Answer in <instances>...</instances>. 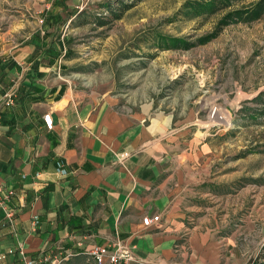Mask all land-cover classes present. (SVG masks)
<instances>
[{"label": "crops", "instance_id": "obj_1", "mask_svg": "<svg viewBox=\"0 0 264 264\" xmlns=\"http://www.w3.org/2000/svg\"><path fill=\"white\" fill-rule=\"evenodd\" d=\"M40 1L31 15L29 0H0V187L14 190L11 222L0 207L1 264L39 253L50 257L43 264H97L88 250L115 239L141 263L264 264L262 232L256 252L235 239L263 230L264 202L251 209L248 189H235L236 168L216 143L223 128L91 78L72 82L66 29L84 12Z\"/></svg>", "mask_w": 264, "mask_h": 264}, {"label": "rangeland", "instance_id": "obj_2", "mask_svg": "<svg viewBox=\"0 0 264 264\" xmlns=\"http://www.w3.org/2000/svg\"><path fill=\"white\" fill-rule=\"evenodd\" d=\"M119 1L133 3L70 0L69 11L81 8L84 13L66 29L74 58L69 67L77 78L110 87L114 90L110 94L121 91L126 100H154L163 110L190 109L201 124L214 131L223 128L221 139L215 135L216 143L225 144L226 160L236 168L235 189L243 184L250 201L246 206L256 210L264 202V116L252 118L247 113L264 109L256 100L264 94V2L261 7L257 4L261 0H233L231 8L191 18L185 12L192 0H136L128 10L120 9L119 19H112L106 4L119 8ZM39 3L44 1L29 0V14L39 13ZM252 6L256 11L251 18L234 19L216 37L199 41L227 11ZM96 17L111 21L100 26ZM77 78L72 82L85 80ZM262 229L253 226L238 232L239 249L256 252L264 225Z\"/></svg>", "mask_w": 264, "mask_h": 264}, {"label": "built area", "instance_id": "obj_3", "mask_svg": "<svg viewBox=\"0 0 264 264\" xmlns=\"http://www.w3.org/2000/svg\"><path fill=\"white\" fill-rule=\"evenodd\" d=\"M4 104L11 105L14 100L11 93H6L4 96ZM44 123L48 129L51 128V114L44 115ZM14 193L13 189L0 187V207L4 210V215L7 221H12L13 211L9 207V201ZM160 219L159 214L154 216H144L143 223L145 226L157 222ZM88 255L97 264H148L139 261L134 257L132 247L128 243L115 239L109 245H98L88 250ZM50 257L44 253H39L36 258H25V264H43L49 261ZM1 264V263H0Z\"/></svg>", "mask_w": 264, "mask_h": 264}, {"label": "trees", "instance_id": "obj_4", "mask_svg": "<svg viewBox=\"0 0 264 264\" xmlns=\"http://www.w3.org/2000/svg\"><path fill=\"white\" fill-rule=\"evenodd\" d=\"M136 0H133V3H125L124 1H119L120 7L119 8H112L110 7L109 4L107 5V10L109 11L110 15L112 16V19H119L121 17L122 11L120 9L128 10L132 5H134ZM232 1L233 0H192L188 2V7H190L189 11L185 12V15L189 17H193L198 15L199 13H205V12H211L213 13L214 11L218 9H228L231 8L232 6ZM121 2V3H120ZM263 0L258 2L257 4L260 5L261 7L263 6ZM256 6H252L251 8H237L236 10H229L226 13V16H224L222 19H219L217 27L205 35V37H202L199 39L201 43H206L210 38L216 37L221 30L223 29V26L231 23L232 21H236L234 19L237 18H242V16L247 15V19L251 18V13L255 12ZM102 16V15H101ZM98 21V25L103 26L107 24L111 19H108L107 17L105 18H100L96 17V22ZM169 45H173L172 43L168 42ZM175 43V42H173ZM50 51V50H49ZM256 100H261L262 105L264 107V94H259L256 97ZM248 117L255 118L256 116H264V109H257L252 112L247 113Z\"/></svg>", "mask_w": 264, "mask_h": 264}]
</instances>
